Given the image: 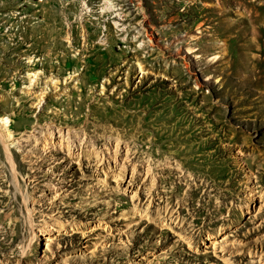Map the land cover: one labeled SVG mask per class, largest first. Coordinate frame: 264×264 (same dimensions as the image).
<instances>
[{
	"label": "rangeland",
	"instance_id": "374dc122",
	"mask_svg": "<svg viewBox=\"0 0 264 264\" xmlns=\"http://www.w3.org/2000/svg\"><path fill=\"white\" fill-rule=\"evenodd\" d=\"M2 116L0 264H264V0H0Z\"/></svg>",
	"mask_w": 264,
	"mask_h": 264
},
{
	"label": "bare ground",
	"instance_id": "6f19581e",
	"mask_svg": "<svg viewBox=\"0 0 264 264\" xmlns=\"http://www.w3.org/2000/svg\"><path fill=\"white\" fill-rule=\"evenodd\" d=\"M30 75V77H32V76H36V74H29ZM40 100H42L41 98H40ZM0 122H1V124H2V126H3V128H1L0 129V138L2 139V141L4 142V143H8L7 141H11V140H14L15 138H14V136L12 135V131L9 129V125H10V123H11V119H10V117H8V116H2V117H0ZM58 131H59V137L60 136H63V133L60 131V129H58ZM70 132H67V134H69ZM64 138V137H63ZM80 138V137H79ZM80 141V140H79ZM81 141H82V138H81ZM112 141H114V143L116 142V144H114L113 142H111L113 145H114V147H117L118 148V144H120V142H119V140L117 139V138H115L114 140H112ZM81 145V144H80ZM116 150V149H115ZM149 166V165H148ZM101 168V170H102V172L104 173V175H105V177H107V176H112V177H118V178H120L121 180H124L125 178H126V176L128 175V172H126V171H124V170H118L117 172H115L114 170H111L110 171V169H109V167H107V170H108V172H107V170L103 167V166H100ZM148 168H151L150 166L148 167ZM149 172V171H148ZM212 237V236H211ZM211 239V243L212 242H214L215 241V238L214 237H212V238H210ZM217 240V239H216Z\"/></svg>",
	"mask_w": 264,
	"mask_h": 264
}]
</instances>
